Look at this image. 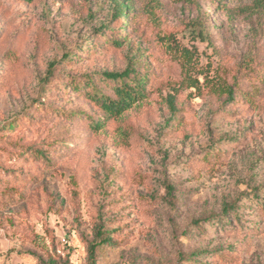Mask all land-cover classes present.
<instances>
[{
	"label": "rangeland",
	"instance_id": "rangeland-1",
	"mask_svg": "<svg viewBox=\"0 0 264 264\" xmlns=\"http://www.w3.org/2000/svg\"><path fill=\"white\" fill-rule=\"evenodd\" d=\"M50 261L264 264V0H0V264Z\"/></svg>",
	"mask_w": 264,
	"mask_h": 264
},
{
	"label": "trees",
	"instance_id": "trees-1",
	"mask_svg": "<svg viewBox=\"0 0 264 264\" xmlns=\"http://www.w3.org/2000/svg\"><path fill=\"white\" fill-rule=\"evenodd\" d=\"M129 7H120L118 9V16H125L129 20ZM116 44H121L120 41H116ZM104 78L109 81L117 82L119 85L116 88V98L107 97L101 95L95 96V99L100 103L102 108L110 116H119L125 111L129 110L136 102L146 98V89L144 81L139 78L138 68L132 66L122 72H105ZM228 212L227 206L225 207ZM201 222H198L200 225ZM100 241L98 244H92L89 248L90 256L95 258V252L99 246L107 245L111 243V238L105 236L103 232H99ZM49 264H56L54 261H50Z\"/></svg>",
	"mask_w": 264,
	"mask_h": 264
},
{
	"label": "built area",
	"instance_id": "built-area-1",
	"mask_svg": "<svg viewBox=\"0 0 264 264\" xmlns=\"http://www.w3.org/2000/svg\"><path fill=\"white\" fill-rule=\"evenodd\" d=\"M65 241V240H64Z\"/></svg>",
	"mask_w": 264,
	"mask_h": 264
}]
</instances>
